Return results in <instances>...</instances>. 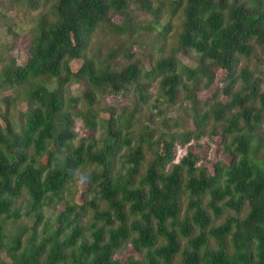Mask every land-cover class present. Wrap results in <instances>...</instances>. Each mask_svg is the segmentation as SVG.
Masks as SVG:
<instances>
[{"label": "trees", "instance_id": "16d2710c", "mask_svg": "<svg viewBox=\"0 0 264 264\" xmlns=\"http://www.w3.org/2000/svg\"><path fill=\"white\" fill-rule=\"evenodd\" d=\"M0 28V264H264V0H0Z\"/></svg>", "mask_w": 264, "mask_h": 264}, {"label": "rangeland", "instance_id": "374dc122", "mask_svg": "<svg viewBox=\"0 0 264 264\" xmlns=\"http://www.w3.org/2000/svg\"><path fill=\"white\" fill-rule=\"evenodd\" d=\"M10 16H12V18L15 17L14 13H11ZM17 16V15H16ZM25 30V26H22V29H19L17 32L19 35H22V33ZM5 42H12L11 39H9V37H7L5 35V30L0 28V43L1 44H5ZM6 46H4L2 49L0 48V56L5 57L7 54V51L5 49ZM244 63V61L241 59L239 62L238 67H240L242 64ZM253 65V64H251ZM264 69V67H263ZM223 77V73H219L218 75V80H221ZM84 90V86L82 85H71L70 86V93L76 97L78 95L81 94V92ZM148 94L152 97H156V93H155V89L152 88L151 90L148 91ZM200 97H204V95L202 94ZM107 104H113L116 103L118 106H122L124 105V101L120 100L119 97H109L106 101ZM105 103V104H106ZM155 113V112H154ZM171 117H177L176 114H171ZM194 153H196L199 158L204 159L205 161H203V163L207 164L208 166L211 167V165L213 163H215L217 160H225V157H221L219 156V153L217 152V147L216 146H212L211 148L207 149L206 146H201L200 150H193ZM70 188H74L76 190H78L79 192H83L85 190V186L78 180H76V178H74V180L71 182V184L69 185ZM48 216H50V213H47ZM128 254H133V252L131 250H127L125 252L122 253L121 257L127 256Z\"/></svg>", "mask_w": 264, "mask_h": 264}]
</instances>
